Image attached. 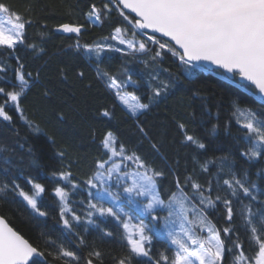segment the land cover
Returning a JSON list of instances; mask_svg holds the SVG:
<instances>
[{
	"label": "trees",
	"instance_id": "1",
	"mask_svg": "<svg viewBox=\"0 0 264 264\" xmlns=\"http://www.w3.org/2000/svg\"><path fill=\"white\" fill-rule=\"evenodd\" d=\"M104 2L0 0V3L9 5L32 22L26 27L25 44L18 45L11 56L0 54V65L8 68L7 73H0V87L10 90L11 83H15L14 69L18 56L24 65L23 71L31 72L33 80L22 107L27 119L39 128V131L29 128L14 109H9L13 117L11 123L0 121V183L9 182L11 178L10 174L4 173V168L7 167L10 173L23 170L45 187L38 206L48 213L39 216L26 201L8 191L0 195V216L45 252L46 264H63L62 260L48 255L49 251L54 254L57 251L48 241L63 244L76 252L82 258L80 264H84L92 249L104 254V264H113V256L127 254V241L123 238L121 225L110 217L86 216L89 191H95L89 189L85 181L94 174L97 160L107 159L101 141L108 131L113 132L129 152L134 151L152 167L163 171L158 190L166 201L177 192V178L184 184L189 176L205 190L212 189L211 193L206 191V195L225 198L227 191L221 178L227 176L229 166L240 176L246 173L264 191V178H261L264 177V157L249 161L241 155L249 145L246 130L239 126L233 114L234 106H239L251 109L264 119V101L258 97L256 90L240 84L238 77L230 80L217 70L202 71L185 78L183 66L170 53L162 61H153L150 52L124 55L123 52L128 51L126 47L111 39L116 27L126 26L118 13L113 12L110 19L97 24L87 19L91 5L102 7ZM65 23L83 25L81 34L77 36L59 31V26ZM138 39L146 40V37ZM77 40L81 45L101 44L121 48L122 52L105 48L100 54V70H107L122 82L131 75L139 86L136 94L144 103H149L151 89L161 81L171 82L173 86L155 98L147 112L132 118L106 85L97 79L95 53H86L83 49L77 51L74 47ZM28 45H35V48ZM80 72L84 73L83 77L79 76ZM127 91L133 89L129 87ZM105 109L113 113L112 119L100 115ZM181 123L185 125L183 129L179 127ZM140 128L144 131L141 132ZM185 134L205 143L206 148L199 149L187 142ZM153 145L156 147L153 148ZM61 152L63 157L58 155ZM221 163L225 165L224 171H221ZM205 164L208 171L203 170ZM54 171H70L72 182L79 186L70 192L71 212L65 214L73 225L72 233L63 226L61 204L54 193L55 187L69 190L70 185L54 180ZM17 182L31 194L30 185L22 179ZM184 190L189 196L193 194L190 184ZM260 201H264V196L260 197ZM195 202L198 203V198ZM245 205L251 206L257 216L264 212V203L246 198H242L241 202L233 198L232 221L227 220L222 202H217L216 207L208 211V219L218 229L231 226L239 235L246 254L252 255L253 242L249 240L241 213ZM73 213L81 217L80 222L72 221ZM88 219L94 222L89 224ZM105 232L112 235L107 236ZM221 235L223 237V232ZM225 239L226 247L230 246ZM173 249L160 233L153 236L151 255L154 259H158L160 253L171 258ZM146 261L144 257L134 258L132 264H146ZM224 264H235L234 252L226 251Z\"/></svg>",
	"mask_w": 264,
	"mask_h": 264
},
{
	"label": "snow or ice",
	"instance_id": "2",
	"mask_svg": "<svg viewBox=\"0 0 264 264\" xmlns=\"http://www.w3.org/2000/svg\"><path fill=\"white\" fill-rule=\"evenodd\" d=\"M113 12L118 13L126 22L125 27H116L111 37L126 47L128 51L123 52L124 55L150 52L153 61H162L170 53L183 66L185 78L207 71L206 66L211 65L222 70V73L247 82L246 86H252L264 101V0H105L102 7L92 4L86 15L90 23L97 24L110 19ZM31 23V20L15 12L9 5L0 3V54H15L18 45L25 44L26 27ZM82 27L65 23L58 30L79 36ZM138 37H146V40ZM28 47L35 48V45ZM74 47L77 51L83 49L86 53H95L97 79L106 85L132 118L147 112L155 98L173 86L171 82L161 81L151 89L149 103H144L136 94L139 86L131 75L122 82L107 70H100V54L105 48L122 52L121 48L101 44L81 45L78 40ZM16 63L15 83L5 81L11 83L10 90L0 87V121L11 123L13 117L9 109H14L19 119L29 128L39 131L38 126L27 119L22 107V101L33 85L32 73L23 71L24 65L18 56ZM7 71L8 68L0 65V73ZM83 75V72L79 73L80 77ZM129 87L133 91H127ZM234 107L233 114L239 126L246 130L249 145L241 155L249 161L259 160L264 157V119L251 109ZM100 115L113 118V113L107 109ZM179 127L183 129L185 125L181 123ZM140 131L143 132V128ZM185 140L199 149L206 148L205 143L192 135L185 134ZM101 143L107 159L97 160L94 174L85 181L89 189L96 190L95 193L89 191V210L86 216L98 214L100 217H111L124 229L123 238L127 241L128 251L127 254L113 256V264H132V260L139 257L147 258L146 264H224L226 251L234 252L235 264H264V212L257 216L249 205L241 210L249 240L253 242L252 255L246 254L239 235L231 226L218 229L208 219V211L215 208L217 202L225 205L228 221H232L234 215L233 198L241 202L242 198H246L264 203L260 201L264 191L246 173L240 176L228 167L227 176L221 178L227 191L223 199L220 195L215 198L206 195V191L211 193L212 189L209 187L205 190L190 176L186 177L184 184L177 178V192L170 196L166 204L158 190V181L164 176L163 171L152 167L134 151L129 152L111 131L106 133ZM58 155L63 157L64 153ZM223 159L227 160V157ZM224 168L225 165L221 163V171ZM203 170L208 171L206 164ZM3 171L10 174L11 178L9 182L0 183V195L12 191L26 201L36 214L46 216L48 213L41 210L37 199L45 192V187L23 170L10 173L6 167ZM71 176L70 171L52 173L54 180L65 181L70 185L69 190L60 186L54 189L61 204L60 218L69 233H72L73 225L65 214L71 212L70 192L79 187L72 182ZM18 179L31 186V194L17 182ZM188 184L193 189L191 196L184 190ZM197 198L198 203L195 202ZM105 204L108 206L105 207ZM125 204L135 206V217L126 211ZM165 207L168 215L164 218V228L167 229L170 243L175 246L174 255L170 258L160 253L159 258L154 259L151 244L153 236L159 233L155 231V225L150 228L144 219L150 217L152 221H159L156 209ZM71 219L80 222L81 217L73 213ZM134 219L137 222L131 223ZM93 222L92 219L87 220L89 224ZM105 235L111 236L112 233L105 232ZM225 238L230 246L226 247ZM47 243L57 249L55 254L49 251V256L62 260L63 264H80L82 258L76 252L63 244L57 245L55 241ZM80 243L84 241L81 239ZM0 264H46L45 252L30 243L3 216H0ZM84 264H104V254L92 249Z\"/></svg>",
	"mask_w": 264,
	"mask_h": 264
},
{
	"label": "rangeland",
	"instance_id": "3",
	"mask_svg": "<svg viewBox=\"0 0 264 264\" xmlns=\"http://www.w3.org/2000/svg\"><path fill=\"white\" fill-rule=\"evenodd\" d=\"M241 119H243V117H241ZM113 190L115 191L116 189L113 188ZM94 191L96 192L95 189H94ZM95 192H93V193H95ZM42 194H40V196L37 199H39L42 196ZM159 195H160V193H159ZM160 197H161V195H160ZM164 201L167 204L168 200L167 201L164 200ZM93 202L95 203L96 201H93ZM107 206L108 205L105 204V207H107ZM124 207H125L126 211H129L130 213H132L133 217H135L137 215L136 212L134 211V207H135L134 205H127V204H125ZM155 214L160 217L159 221H152L151 218L148 217V218H145L144 219V222L146 224H148L150 228H152L153 225H155V231L158 232V233H160L161 237L163 239H165L172 247L175 248V246L170 243V240L167 237V234H166L167 233V229L164 228V218L167 217V215H168V209L166 207L165 208H157ZM125 219H127V217H125ZM136 222H137L136 219H134L133 221H131V223H136ZM176 228L178 230V225L176 226Z\"/></svg>",
	"mask_w": 264,
	"mask_h": 264
},
{
	"label": "water",
	"instance_id": "4",
	"mask_svg": "<svg viewBox=\"0 0 264 264\" xmlns=\"http://www.w3.org/2000/svg\"><path fill=\"white\" fill-rule=\"evenodd\" d=\"M207 68H208V72H212V71H214V70H217V71H220V72H222V70H219V69H215L213 66H211V65H207L206 66ZM228 79H230V80H232V79H234L230 74H228V73H223ZM238 79V82L240 83V84H242V85H246L247 84V82H244V81H240L239 80V78H237ZM247 86H250V85H247ZM250 87H252V86H250ZM257 95H258V97L260 98V96H259V94L257 93ZM261 99V98H260Z\"/></svg>",
	"mask_w": 264,
	"mask_h": 264
}]
</instances>
